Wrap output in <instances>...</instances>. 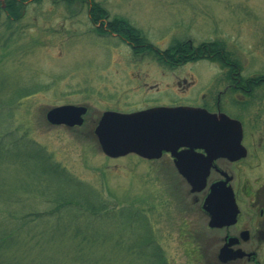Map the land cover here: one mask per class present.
<instances>
[{"label": "rangeland", "instance_id": "1", "mask_svg": "<svg viewBox=\"0 0 264 264\" xmlns=\"http://www.w3.org/2000/svg\"><path fill=\"white\" fill-rule=\"evenodd\" d=\"M95 1L107 12L103 23L115 20L125 30L117 34L107 23L95 24L88 6L80 2L66 8L52 0L32 1L19 21L8 20L0 9V102L5 106L19 93L29 94L14 103L12 116L5 117L8 109L0 110V126L6 124L19 138L26 136L44 148L66 175L90 190L88 196L97 193L92 202L105 201L106 209L83 219L88 225L99 221L103 227L107 240L95 249L103 256L101 264H147L139 259L130 262L127 247L129 232L144 235L152 220L167 264H214L204 233L196 239L203 247L199 259L178 231L184 216L189 215L192 223L198 220L195 207L185 211L189 201L180 180L166 173L154 175L146 159L135 154L105 156L93 128L108 110L131 113L158 103L201 104L223 89L227 70L219 62L202 59L172 69L151 55L176 42L224 46L227 58L239 61L245 78L264 76V0ZM130 34L141 39L126 37ZM142 37L147 49L137 48ZM66 104L88 107L84 125L69 128L47 122L48 109ZM0 171V184L6 180V188L0 190V226L10 228L17 219L52 210L58 189L45 175L32 178L20 163H9ZM127 210L134 214L130 227L123 219L126 215H121ZM62 214L59 224L67 227L66 232L58 231L50 218L31 223L16 244L3 250L2 264H37L41 247L47 249L43 259L74 264L70 255L79 240L75 233L83 227ZM89 229L83 234L90 236ZM118 239L123 241L114 247ZM259 257L264 264V250Z\"/></svg>", "mask_w": 264, "mask_h": 264}, {"label": "trees", "instance_id": "2", "mask_svg": "<svg viewBox=\"0 0 264 264\" xmlns=\"http://www.w3.org/2000/svg\"><path fill=\"white\" fill-rule=\"evenodd\" d=\"M32 1L36 0H0V9L6 13L8 20L19 21L25 14L28 3ZM78 2L84 6H88V12L95 24L97 23V20L102 27L107 23V27L113 30L112 31L110 29V31H115L117 34H120L117 31L121 32L125 30L124 27L119 26V24H115L117 23L115 20L113 22H102V17L105 16L107 12L102 10L99 3L95 0H52L53 4L57 6L63 5L66 8H72L76 6ZM3 3L4 8H2ZM130 36L137 40L141 39V37L137 38L132 34L127 35L126 37L130 38ZM120 37L122 38L121 35ZM123 39L127 40V38H122V40ZM143 41H145V38L142 37V42H140V44L137 43L139 45L137 48L147 49ZM202 45L204 46H194L187 43L176 42L170 48L164 51H154L151 55L155 56V60H157L161 65L170 67L172 69H175L176 67L182 66L186 63L195 62L202 59L212 60L213 62H219L221 65H223L222 68L227 70L226 80L231 84L244 85L248 80L252 81V85H255L254 82L256 81L257 85L261 84L259 81L263 76H257L253 79H248L240 73L241 65L239 61H232L227 58L228 52L226 51V47L216 46L213 42ZM148 51H151V48L148 49ZM238 80H240V82H237ZM28 95L29 94L27 93H19L17 98L11 99V104H7L5 106L4 103L2 105L0 102L1 111L3 108L9 110L5 117L12 116L14 103L19 101V99H22V97H26ZM5 125L0 126V170L9 163L13 165L20 163V165L24 167L25 172H27L32 178L37 175H45L46 179L54 183V188H57L58 190L55 191L56 196H54L52 200V210L46 213V215L42 216L36 214L35 218L26 216L24 218L17 219V222L14 224V226H11L10 228L7 226H0V264H2L3 260V250L10 246L11 242L16 244L18 237H21L19 234L25 231L27 232L31 223L35 224L38 222V220L50 218V220L52 219L56 223V229L58 231L66 232L65 229L67 227H61L59 224L63 218L60 216L62 213L65 214L64 217L72 216L74 223L79 224L81 228L83 227L82 229H78L77 233H75L76 239L79 240L77 241V248L71 252L72 255H70L73 263L101 264V262H104L102 259L103 256L100 257V254L95 251L96 248H98L103 242L107 240V238L103 237L101 233H104V231H101V229L103 230V227L101 226L100 228L99 221H95L94 223L91 222V224L88 225L87 220L84 221L83 219L88 217V215H96L106 209L107 206L105 205L107 204L105 201L102 203L92 202V199H95L96 197V192L95 194L92 193L88 196V192H90V190L88 189L87 191V189L84 188V185H79L82 184L81 182L74 180L72 177H70V175H66L64 169L61 168L58 163L52 162L51 157L46 154V150H44V148H42L36 142L28 139L26 136L19 138L14 132H12V130H8L9 127H5ZM18 182L20 183L21 180L18 179ZM4 186L6 188V180L0 184V190L1 187ZM86 210H89V212L86 213ZM127 211V213L122 211L121 215H126L123 219H125L128 227H130V224L134 219V214L132 215L131 211ZM80 212L86 213V215H80ZM74 217L79 220H74ZM88 226L90 227V236L83 234ZM129 234L130 244L127 247V251L133 257L130 262L137 261V259H139L141 261H146L147 264H167L163 252L159 249L160 245L152 232V228L149 227L148 232L146 229L145 232H143L144 235H142V233L140 234L142 236H135L131 232H129ZM121 241L123 240L118 239L116 243H114V247H119ZM116 249L114 250L113 254H115ZM45 253H47V249L43 247L37 250L35 257L37 264H54L51 258H42V255L44 256ZM61 264L70 263L62 262Z\"/></svg>", "mask_w": 264, "mask_h": 264}, {"label": "flooded vegetation", "instance_id": "3", "mask_svg": "<svg viewBox=\"0 0 264 264\" xmlns=\"http://www.w3.org/2000/svg\"><path fill=\"white\" fill-rule=\"evenodd\" d=\"M183 82L187 83V80L184 79ZM251 82L248 80L244 85H238L227 81L223 89H216L211 93L210 100H206L207 95L204 94L203 98L207 102L201 104L169 102L150 106L200 107L211 113H224L241 123V144L246 151V156L235 160L234 152L229 151L214 157L206 178V186L201 192L192 193L190 185L177 168L178 162H192L188 155L187 157L184 155V152L190 151L188 147H180L175 151H163L160 156L147 160L150 171L154 175L156 172L166 173L180 180L183 193L188 197L186 201H189L185 211L190 212L195 207L199 223L197 221L192 223V218L186 215L178 231L187 239L189 249L196 252L199 259L202 258L203 247L197 243L196 239L204 233L203 237H206L208 246L211 245L210 248L214 252V264H263L259 255L264 250V76L259 81L261 83L259 85L257 81L254 82L255 85ZM178 84L181 85L180 82ZM231 111L234 113H230ZM191 153L190 158L198 159L202 163L207 162L208 154L205 149L195 148ZM223 173L231 177L228 185L234 192L239 213L233 225L212 228L209 226V216L203 210V203L210 192V187L226 179ZM241 173L244 174L243 178ZM151 226L152 232L153 229L156 232L153 220L150 228ZM230 239L234 242L227 249L231 248L233 251L240 249L246 253V256L222 263L219 260V252L223 246L229 244Z\"/></svg>", "mask_w": 264, "mask_h": 264}, {"label": "water", "instance_id": "4", "mask_svg": "<svg viewBox=\"0 0 264 264\" xmlns=\"http://www.w3.org/2000/svg\"><path fill=\"white\" fill-rule=\"evenodd\" d=\"M86 113L84 105H61L50 108L46 112V120L54 126L72 128L84 123ZM94 134L103 153L111 158L133 153L151 159L160 156L163 151L188 147L190 151L184 152V155H188L192 162H178L177 167L193 193L205 188L211 160L218 154L232 151L235 160L246 156L241 144L242 126L239 121L225 114H212L189 106L154 107L132 113L105 111L94 128ZM195 148L206 150V163L190 158ZM223 175L226 179L210 187L203 205L210 218L209 225L213 228L233 225L239 213L234 192L228 185L231 177L227 173ZM233 242L230 239L229 244L221 248L219 260L222 263L246 256L240 249H227Z\"/></svg>", "mask_w": 264, "mask_h": 264}]
</instances>
